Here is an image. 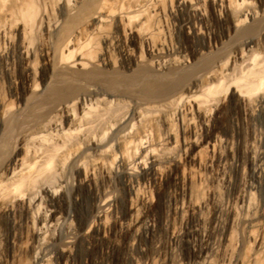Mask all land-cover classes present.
I'll list each match as a JSON object with an SVG mask.
<instances>
[{
	"label": "bare ground",
	"instance_id": "1",
	"mask_svg": "<svg viewBox=\"0 0 264 264\" xmlns=\"http://www.w3.org/2000/svg\"><path fill=\"white\" fill-rule=\"evenodd\" d=\"M83 1H61L69 15L84 18L88 30L82 41L73 45L75 29H68L61 22L48 26L47 33L54 34L56 40L40 47L39 55L50 69L46 75H40L35 68L37 54L27 40L36 16L31 0H25L17 9L18 40L14 45L10 43L11 50H0V143L7 142L4 135L15 116L21 118L23 127L10 155L0 162V218L8 216L13 227L11 234L4 237L0 222V243L8 249L3 264L14 263L16 255L24 250L29 251L32 264H73L82 240L93 232L105 235L108 215L117 214L120 187L129 195L131 219L126 220L127 228L143 235L150 228L148 220L133 217L138 204L147 199L143 189L166 180L172 171L184 177L187 169L192 176L203 178L202 170L217 164L216 160L226 197L212 192L209 201L181 200L175 206L176 214L180 220L194 216V221L188 222L187 227L183 222L173 225L169 242L155 241L153 253H145L144 258L134 256L135 264H264V94L254 98L252 105L246 102V96L254 95L264 81V59L260 60L253 50L259 41L248 34L254 29L261 32L264 0H258V9L248 6L251 0H175L170 3L169 14L176 33L168 39L159 35L157 40L154 35L160 27H145L142 16L145 7L152 3H156L161 16L162 0ZM242 5L247 6L245 11H238ZM229 12L234 15L232 23L222 36H216L208 18L227 19ZM108 22L119 32L118 38H109L101 31ZM100 32L106 49L95 55L92 41ZM180 32L186 35V41L178 37ZM198 39L202 42L196 43ZM142 45L147 48L146 60L137 53V47ZM113 49L118 50V62ZM206 52L212 57L205 56ZM176 57H184L183 69H195L196 73L186 77L178 67L172 68ZM239 61L248 63L246 69L224 84L227 64ZM146 65L151 73L142 69ZM16 66L23 71L20 80L13 73ZM163 68L166 71L162 72ZM4 80L9 84L18 81L22 87L16 94L10 91V96L19 102L16 115L1 94ZM226 98L246 107L244 111L247 109L252 120V134L249 139L238 138L234 148L228 141L221 149L217 145L218 127L214 124L217 111L212 113L210 107L213 101ZM130 100L134 106L129 114L109 120L98 134H87L94 109ZM166 104L176 106L174 118L180 128V149L174 155L161 157L158 150L177 146L175 131L166 127L153 138L145 119L153 109ZM33 111L40 112V120L33 117ZM135 120H145L136 137L129 134ZM162 120L165 122V117ZM204 146L209 157L202 160L198 150ZM59 157L63 163L69 161L73 180L64 176L57 183L41 185L38 194L24 193V188L35 185L38 177L53 172ZM246 165L251 171L247 180ZM81 186L94 189L95 201L86 223L78 227L70 224L75 218L71 211L58 207L57 201H78V195H71L70 189ZM206 217L210 219L209 229L202 227ZM123 224L121 227L126 228ZM184 241L193 252L188 260L181 254Z\"/></svg>",
	"mask_w": 264,
	"mask_h": 264
},
{
	"label": "rangeland",
	"instance_id": "2",
	"mask_svg": "<svg viewBox=\"0 0 264 264\" xmlns=\"http://www.w3.org/2000/svg\"><path fill=\"white\" fill-rule=\"evenodd\" d=\"M24 1L25 0H0V50H5V49L11 50L13 48L14 43L18 40L17 29H18L19 20L17 19L16 15H17V9L18 10L20 9V6H22ZM61 1L62 0H31L34 6L35 12H36L35 15L37 17L35 16L33 20L34 22L32 23V28L29 31V35H27L28 37L27 40L29 41V44L32 47V49L36 51L37 55L35 57L34 63H35V68L37 69L40 75H46L50 70L48 67L44 65V61L39 55L40 47L43 44H46V43L49 44L50 42L56 40V36L54 34L52 36H49V34L47 33V28L49 25H53L54 23L61 22L65 24L68 27V29L69 28L70 29L73 28V30L75 29L74 36L72 39L73 45H76L78 42L82 41L88 30L86 22L83 23L84 18H82L79 15H76V16L69 15L67 8L61 6ZM69 1H70V4H74L78 0H69ZM80 1H83V0H80ZM87 1L88 0H84L83 2H87ZM174 2L175 0H162L161 1L160 6L165 12V13L163 12L161 16L158 14V6L156 5V3H152L151 5L145 7L146 10H144V14L142 16L143 17L142 20L145 22L144 24H146L144 26L145 27L148 26L149 28H151L152 26L154 27L155 25V27L157 26V28L160 27L158 29H161L159 30V32H157V34L155 33L154 35L155 40L159 38L158 37L159 35H162V36L165 35L168 39L170 35H173L176 33V26L169 14L170 3L174 4ZM90 3H92V1ZM248 6L253 9H258L259 1L251 0ZM244 7L245 5H242L238 7L237 10L245 11V8L247 6L245 8ZM233 19H234L233 13L229 12V16L227 19H223L218 16H210L208 18L209 20L208 22L210 25L213 26L214 32H216L215 33L216 36H222L223 33L225 32L226 27L230 26ZM108 23L107 25L103 26L101 31L103 32V34L106 33L107 36L109 35V38H114V37L118 38V36L120 35L119 32L115 30L113 23H109V24ZM263 29H264V25L261 29V32H258L257 29H254V31L250 30L248 33L249 35L256 37V39L259 41L258 44L254 46L253 50L258 53L259 55L258 58H260V60L264 59V43H263L264 42V30ZM178 37L183 41L187 40L186 35L182 32L179 33ZM92 42L94 46L93 52L95 53V55L101 54V52H103L106 49V44L102 40L101 32L98 35H95L93 37ZM201 42H202L201 39L196 40V43H201ZM10 43L13 45H11ZM112 52H113V55L115 56L116 61L118 62L119 61L118 50L113 49ZM137 53H139L141 58L144 60L148 58L147 48L144 45L137 47ZM206 53L207 54H205V56L209 57L211 55L210 57H212V54H208V52ZM181 58L183 59L184 57H176L177 62H175V64L172 65V68L178 67L180 69L179 73L185 74L186 77L195 74L196 73L195 69H190V68L183 69L184 67L183 62L181 61H183L184 59L181 60ZM247 64H248L247 62L241 63V61L237 62L234 65H230V63H228L227 66H229V69L225 76L224 84H227L228 79L240 74L244 69H246L245 66ZM57 69H55L56 72H57ZM142 69H144V72L147 71L151 73L150 71L151 68L149 67V65L142 67ZM13 70H14L13 73L18 77V80L22 79L23 77L22 68L19 66H16V68ZM164 71L166 70H164L163 68L162 72ZM3 82L4 83H2L1 94L2 96L4 95L3 97H5L7 101H9V105L11 104L10 105V110L12 109L11 113L13 112L15 114L17 113L19 102L17 98H15L14 96L13 97L10 96V91L16 94L18 92H21L22 87L19 86L18 81H15L16 83L13 82L12 84H9L6 80H4ZM38 85L39 87H42V83L40 82V80H39ZM263 92H264V81H263V85L261 86V88L254 95L252 94V95L246 96V102L248 104L250 103L251 105L254 104L255 102L254 98H256L260 94H264ZM132 102L133 101L131 100L121 101V102L114 101L108 106L101 107V108L99 107L100 109L99 108L94 109L93 110L94 113L93 112L91 113V118L93 121L91 123V126L89 125L90 130L89 129H88L89 131L87 130V134L88 135H91V134L93 135L94 133L98 134L108 126L109 120L110 121L119 120L122 116L127 115V113L129 114V112L132 111L131 108L133 109L132 106H134L133 104L134 102L133 103ZM210 108L212 109L211 110L212 113L217 111V115H218L214 119V122H215L214 124L215 126L218 127L217 134L219 135L217 138L219 142H217L218 143L217 145L219 146V148L224 149V146L226 142L228 141L232 144V147L234 148L235 143L238 140V138H241V139L248 138L249 139L250 135L252 134V128H251L252 120L250 119V115L246 113L247 109H245L244 111V108L246 107H243V105L239 101L235 99H228V98L222 101L215 100L212 102ZM175 109H176L175 104L160 105L156 107L155 109H153L152 112H149L148 116L146 117L147 119H145L146 124H148L152 129L153 138L154 136L156 137L158 134L162 133L164 131V128L166 127H167L166 129L170 128V129H173V131H175L176 140L178 143L177 146H175L174 148H171L170 150L168 149L158 150L159 154L157 155L159 156L161 155V157H165L168 155L169 156L174 155L175 153L179 152V149H180V146H179L180 145L179 144L180 128H179L177 121L174 118ZM33 112H32L33 117L34 118L36 117L35 118L36 120H40L41 119L40 112L38 111H33ZM56 116H52L53 119L60 118L59 120H61L62 117L58 116L56 118ZM15 117L16 118H14L12 125L10 126V128L7 130V132L4 135V137H6L7 139V142L5 141L6 140L5 139L3 140L5 142L0 143V145L3 144L2 147L0 146V162L1 160H3V158L10 155L11 150L13 149V145H15L14 143H16L15 140H17V135H19L23 129L22 124H21V118L19 116H15ZM163 117H165V122L162 120ZM245 119H248L249 121L248 120L245 121ZM145 120H142V121L135 120L136 124L133 125V128L131 129L129 134L133 136L135 135V137L140 135L141 134L140 132H142L141 129L143 128L142 124H145ZM262 120H263L262 122L264 123V115L262 117ZM105 136H107V134ZM71 140L73 141V139ZM5 143H7V145ZM198 152L202 160L203 159L205 160L209 157V150L205 146L202 148V150L201 149L200 151L198 150ZM58 159L59 160H55V163H54L55 164L54 165L55 167L53 169L54 173L48 172L49 174L45 173L46 175H42L41 178L38 177L36 181L34 182L35 185H31L30 186L31 188L28 187L29 189L27 187L24 188V190H26V192L24 191V193H27L28 196L35 195V193L38 194L40 193L39 191L41 189V185L48 184V183L54 184V183L59 182L61 178L63 179L64 176L65 177H67L68 175L70 176L71 175L69 173L70 165L68 164L69 161L64 160V163H63V160L61 157H59ZM215 163L217 164H214L212 167L207 168L206 170L201 169L202 170L201 175L203 174V178L201 175H200L201 176L200 178L197 174H195L196 177L192 176L193 174L192 173L189 174L187 169H185V172H184L185 176L184 175H183L184 177L179 176L180 177L179 178L177 175H175V171H172L171 175L169 174L166 180L164 181L159 180L158 182L154 183V186L153 184H151V186L150 185L147 186L146 189L144 188L145 191L143 189V192L145 193V196H146L145 198L147 199H145V202H143L144 204L143 203L138 204L139 209L137 206V211H136L138 212V215H136V212H135L133 214V217H139V218L142 217V218H145L146 221L148 220L149 222L148 224H150L149 227L152 229L149 228L147 233L145 232L146 235L144 233L143 235H140L139 233L137 234V232H132L130 231V229L127 228L126 223H128L131 219L130 217L131 214L129 210V195L126 189L120 187L118 189V192H119L118 200L120 201V203L118 201L117 214L108 215L109 217H107L108 218L107 225L109 227L108 226L106 227L105 235L100 236L97 232H93L95 234L92 233V235L88 239L82 240L78 245L77 253L73 260L74 261L73 264H135L134 256L139 254V257L144 258L146 257L145 253L146 254H148L149 252L153 253V251L155 250V244L153 243L155 241L157 242V240H160L163 244L168 243L170 240V235H171L170 233L172 230L171 227H173V225L180 226V224L183 222V226L187 227V225L191 223V221L193 222L195 219L194 216L192 218L185 216L187 219L184 218L183 220H180L181 217L178 216L175 212L176 211L175 206L181 200L184 199L185 201L186 200L187 201L188 200L209 201L211 199L212 192L213 194L214 192L215 193L217 192L218 196L220 195L221 198L226 197V192L221 183L222 181H220V178H219L220 177V174H219L220 172L218 169L219 162L216 160ZM226 168H228L227 170H229L228 164ZM249 168H250L249 165H246L244 169L245 170L244 178L246 180L250 179L249 177H251V171ZM177 177L179 178V180ZM69 178L70 180H73L71 176ZM26 188L28 189V191ZM223 190L224 192L222 193ZM70 194L78 195L79 200L74 202L73 200L68 199V198H61V200L59 199L57 201V206L60 207L61 209H68L69 211H71L73 216H75V218L70 221V224L72 223V225H77L78 227H82L86 223L87 219L91 215L93 208H94L93 207L94 206L93 204L95 201L94 189L88 186H81L79 188L71 187ZM119 205H120V208H118ZM206 213L208 212L206 211ZM208 215L209 214H207L206 216ZM207 218L208 217H206V220H204V222L202 223L203 229H209L211 226L210 221H209L210 219L209 218L207 219ZM122 220H124L125 222L124 221L122 222ZM126 220H129V221H126ZM0 222L2 223V232L4 233L3 234L4 237L9 236L11 232L13 231V227H12L9 217L4 215L2 218H0ZM122 224L125 225L127 229L124 227H121ZM184 242H181V254L186 260H188L193 257V252L190 250L188 244ZM131 243L133 244L131 245ZM138 246L143 247V250H139L140 252L136 250V247ZM7 251L8 249L5 243H0V264H3ZM16 257H17L15 258L16 260H14V263L12 264H32V259L30 260V254H29V251L27 250H24L23 252L18 253ZM44 264H54V263L52 261H48Z\"/></svg>",
	"mask_w": 264,
	"mask_h": 264
}]
</instances>
